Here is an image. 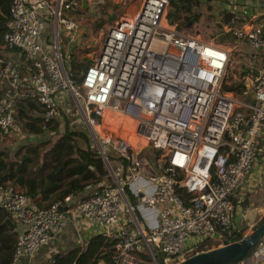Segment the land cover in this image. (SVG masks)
<instances>
[{"label":"built area","instance_id":"2783aa9c","mask_svg":"<svg viewBox=\"0 0 264 264\" xmlns=\"http://www.w3.org/2000/svg\"><path fill=\"white\" fill-rule=\"evenodd\" d=\"M84 1L10 0L2 47L17 58H0V138L14 126L18 100L37 102L44 124L69 111L67 105L77 106L112 180L88 181L82 196L67 193L45 205L12 181H0V206L16 230L10 264L22 258L37 264L35 253L51 251L67 212L91 220L113 241L111 264L173 263L192 236L222 242L233 230L235 201L264 134V0H223L224 31L249 47L240 52L244 98L234 87L222 88L230 49L164 23L170 0H141L133 13L117 16L111 4L125 0ZM104 8L107 18L116 17L105 24L97 54L75 83L60 37L71 50ZM107 111L135 121L153 159L141 141L134 147L99 131ZM110 119L108 127L117 131ZM138 175L152 185L150 193L135 194L157 211L150 227L135 221L124 191ZM238 264H264V236Z\"/></svg>","mask_w":264,"mask_h":264},{"label":"rangeland","instance_id":"374dc122","mask_svg":"<svg viewBox=\"0 0 264 264\" xmlns=\"http://www.w3.org/2000/svg\"><path fill=\"white\" fill-rule=\"evenodd\" d=\"M141 0H126L125 3L120 6L111 4L110 10L115 13V15H129L133 13L138 7ZM223 0H193V5L191 7L190 12L181 11L179 17L172 19L171 13L174 12L173 6L169 3L166 11V15L164 18V23L175 24L174 26L179 30L188 33L190 35H198V37L206 42L214 43L224 48L230 49L231 56L228 62V67L226 70V74L224 77V81L222 84V88H226L225 86H232L235 90H239L241 96L242 95V80L243 76L239 70L240 64L244 62V58L240 55V52L248 53L249 47L247 45H239L236 42L235 38L231 36L230 32H226L222 30L221 22H224V12L223 8ZM107 8L99 12L101 16L100 20L97 23L92 24L90 32L84 36L78 44L72 47L71 50H68L67 45L65 43L66 39L63 35L60 37V44L63 51L67 52L68 62H74L79 64H87L92 61L95 55L99 50L100 44V35L104 32L105 24L113 23V18H107V14L105 12ZM188 14L196 15L195 20L188 21ZM92 37V39H91ZM247 48V49H246ZM12 56L14 59L17 56L11 55L6 49L2 47V42H0V58ZM18 60H23V56ZM36 103V104H35ZM30 107L34 109L33 112L26 111L24 113L15 112L14 118V126L12 130L9 131L8 134L0 138V150L4 152V159L9 161H19L23 156L30 157L31 161L29 162V168H33L34 170L30 171L32 174L35 170H38L43 166L44 156L48 150V147L53 144L56 139L60 136V134L64 130V126L66 121H68V126L74 130H80L86 134V142L89 141L93 143L92 145L95 147V142L92 137V134L89 131V127L82 116L79 114L80 111L77 106L67 105L69 111L67 109H62L60 116L57 120L53 119L48 123L42 122V109L37 102L32 101L29 103ZM72 111V112H71ZM114 116V123L118 127L117 131L108 127V123L113 121L110 117ZM109 117V118H108ZM108 120L104 121L100 127L99 131L107 137L114 138L116 140L126 139L127 141H141L144 148L141 149L146 152V154H152L153 151H149L150 144L144 139H140L141 137L138 134L133 135L131 133L130 123H133V128L135 127V121L123 117L121 115L115 116L114 112L107 111L106 117ZM117 118V119H116ZM111 120V121H110ZM135 129V128H134ZM116 133V135H114ZM120 136V138L118 137ZM140 137V138H139ZM76 145L79 143L81 145H85V140L83 137L78 136L75 140ZM147 145V146H146ZM261 148H263V143L260 140ZM262 151L261 154L262 155ZM259 157H256V160ZM255 160V161H256ZM111 177L104 175L102 178L103 182H111ZM101 181V182H102ZM242 187L240 191L243 189ZM256 191L249 192L250 194H255L254 197L251 196L252 199L262 204L264 208V179L256 185ZM22 189V188H21ZM24 190V189H22ZM239 191V192H240ZM52 201L54 197H51ZM49 201V202H50ZM43 205V204H42ZM45 205V204H44ZM257 218L248 226L243 227V235L250 232L253 227H255L260 219ZM203 244H201L202 250L210 249L216 246L221 245V241L213 240L211 238H207L203 240ZM255 245L253 246V248ZM48 247H44L40 249L41 253H46ZM56 246L53 245L51 251L46 256L49 260L52 255L56 252ZM190 253H185L180 255L177 259H183ZM152 264V262H150Z\"/></svg>","mask_w":264,"mask_h":264},{"label":"trees","instance_id":"16d2710c","mask_svg":"<svg viewBox=\"0 0 264 264\" xmlns=\"http://www.w3.org/2000/svg\"><path fill=\"white\" fill-rule=\"evenodd\" d=\"M9 3L10 0H0V42H2V35L7 27ZM170 4L174 9L171 18L175 19L179 17L181 11H191L193 0H170ZM224 17H227V14ZM195 18L196 15L188 14L187 16L188 21H193ZM221 27L224 30L222 22ZM87 64L83 65L73 61L69 63L67 71L75 83H80L82 71ZM231 87L229 86V88ZM78 136L84 138V146H80L79 143L76 145L75 140ZM86 139L84 132L70 128L68 121H66L63 132L48 147L43 166L35 170L33 174L30 169H34L29 168L30 157L23 156L19 161L7 162L3 157V150H0V181H12L18 188L24 189V192L37 203L41 197H46L50 192H56L57 194L54 196L56 198L67 193L82 191L86 182H100L103 176L107 174L105 164L96 147L92 145L93 143L86 142ZM109 158L113 160L114 156L110 154ZM124 191L129 203L133 206L134 214L141 222L134 196L127 187L124 188ZM7 216H10L9 212L0 206V264H10L16 238L15 227L11 228L4 222ZM263 220L264 216L258 224ZM242 236L243 229H233L226 234L225 239L232 241ZM112 246L113 241L108 236L102 232H97L88 238L84 246L78 245L63 252H55L47 264H96L99 259L111 264ZM252 250L253 246L247 254ZM158 260L161 262L159 257ZM238 262L229 264H238Z\"/></svg>","mask_w":264,"mask_h":264},{"label":"crops","instance_id":"0c3cea01","mask_svg":"<svg viewBox=\"0 0 264 264\" xmlns=\"http://www.w3.org/2000/svg\"><path fill=\"white\" fill-rule=\"evenodd\" d=\"M22 71L24 73H27L29 71V67L26 66V68L25 67L22 68ZM1 85H2V81L0 80V88H1ZM29 103H32V101L31 100H27V101L18 100L16 103L15 112L24 113V114L26 111L33 112L34 109L30 107ZM58 118H56L55 120H57ZM260 140L263 143L262 145L263 148H261V151L263 153L262 155H260L261 151L258 153L257 156L259 158L255 161L252 172L249 174V176L245 180V183L242 186L244 188L239 192L237 200L235 201V210L233 212V226H234L233 229H236V230L238 229L244 230L243 227L247 226L246 224H248L249 226L251 222H253L257 218L260 219L264 216V208L262 207V204L254 200L249 201V199H252L251 196L254 197L255 195V194H250L249 196V192L256 191V188H255L256 185L259 182L263 181L264 179V134L261 136ZM79 145L84 146L81 144ZM147 156L151 160L153 159L154 153L152 152L151 155L150 153L149 154L147 153ZM151 186L152 185H151L150 180L144 175H138L133 180H131L128 184L130 193L134 196L135 199H136L135 194L137 192L150 193L152 190ZM85 189L86 188L84 186L82 191L80 190V191H77L76 193H73L75 195L74 197L82 196L85 192ZM55 194L57 193L50 192L47 194L46 197H41V199L39 200V204L41 205L47 204L52 199L51 197L52 196L54 197ZM135 201H136L137 211L139 212L140 217H141V223L147 227L153 226L156 223V213H157L156 209L153 207H147V206H144L138 203L137 199ZM97 232H100V230H99L98 225H96L94 222H92L91 220L79 217V215L76 212H67L62 230L60 231V233H58L56 236L53 237V239L50 241V245L51 246L55 245L56 248L59 249L58 250L59 252L60 251L63 252L70 248H73L74 246H78V245L84 246L88 238L92 234H95ZM203 242L204 241H200V239H198L195 236L190 237L187 240L188 246L183 254L185 253L192 254L194 252L202 250L203 247H201V244H203ZM49 251L50 250L48 249L46 253H41L39 250L37 253H35L33 259L38 264L39 262H41L42 257L47 255ZM25 263H26V258H22L19 262V264H25Z\"/></svg>","mask_w":264,"mask_h":264},{"label":"water","instance_id":"95a60500","mask_svg":"<svg viewBox=\"0 0 264 264\" xmlns=\"http://www.w3.org/2000/svg\"><path fill=\"white\" fill-rule=\"evenodd\" d=\"M83 4L85 1L82 0ZM111 15L110 18H113ZM133 214V213H132ZM134 215L135 221L137 218ZM6 222L11 228L14 227V222L10 216L5 217ZM264 236V220L257 224L247 234L237 240L223 239L221 245L194 252L183 259L177 260L170 264H229L244 258L250 248L254 246Z\"/></svg>","mask_w":264,"mask_h":264},{"label":"bare ground","instance_id":"6f19581e","mask_svg":"<svg viewBox=\"0 0 264 264\" xmlns=\"http://www.w3.org/2000/svg\"><path fill=\"white\" fill-rule=\"evenodd\" d=\"M129 125L132 127L131 128V133L133 135H135V131H134V128H133V123H130ZM144 140L146 141V139H144ZM134 142L135 141L132 140V141L129 142V144L132 145V146H134V147L139 146L140 143L138 141H137V143H134Z\"/></svg>","mask_w":264,"mask_h":264}]
</instances>
